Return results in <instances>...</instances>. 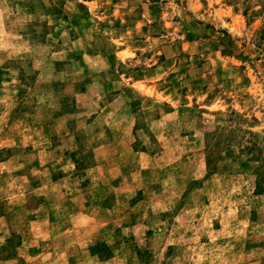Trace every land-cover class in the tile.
Returning a JSON list of instances; mask_svg holds the SVG:
<instances>
[{"label":"rangeland","instance_id":"obj_1","mask_svg":"<svg viewBox=\"0 0 264 264\" xmlns=\"http://www.w3.org/2000/svg\"><path fill=\"white\" fill-rule=\"evenodd\" d=\"M0 264H264V0H0Z\"/></svg>","mask_w":264,"mask_h":264}]
</instances>
